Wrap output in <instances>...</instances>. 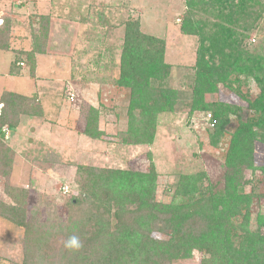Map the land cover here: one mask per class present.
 Wrapping results in <instances>:
<instances>
[{"label":"rangeland","instance_id":"obj_1","mask_svg":"<svg viewBox=\"0 0 264 264\" xmlns=\"http://www.w3.org/2000/svg\"><path fill=\"white\" fill-rule=\"evenodd\" d=\"M185 2L0 0V17L10 22L9 49L0 51V94L11 91L33 99V105L40 107V115L21 116L19 126L5 134V143L12 151L8 187L18 202L24 203L27 217L36 221L39 233L46 232L48 237V243L40 247L50 259L39 264L72 262L64 241L67 230L74 225H65L68 201L80 191L77 182L85 179L78 167L92 169L95 175L108 170L142 172L151 158L158 175L155 200L163 205L175 206L184 201L167 188L180 175L204 173L206 180H201L200 185L210 183L217 190L223 189L224 156L238 122L230 116L229 125L219 132L211 126L209 112H189L200 40L180 30ZM130 19L138 21L142 33L163 41V59L170 66L164 87L179 92L173 112L158 116L154 139L147 146L121 142L128 127L130 91L116 85V80L125 23ZM260 28L259 33H248L241 44V50L256 59L259 55L264 57V18ZM35 37L42 44L43 53H34L29 62L27 55L33 51ZM12 69L14 74H10ZM232 78L237 82L231 83L230 88L218 85L215 92L206 93L204 104L235 105L244 122L253 115L250 106L258 96L259 83L250 74ZM90 108L98 111V128L103 132L99 139L83 134ZM253 160L257 170L245 173L244 180L254 181L260 175L258 169L264 168L263 143H255ZM230 186L231 210L249 204L248 222L243 224L241 216L239 222L249 231H257V215H264V199L259 196L262 190H256L252 182L246 186L233 182ZM122 187L129 197L128 184ZM4 189L0 178V201L11 204ZM40 199L55 205L56 218L49 220L42 208L33 214ZM154 236L165 239L158 233ZM31 238L36 236L27 235L23 228L0 216V264H23L27 259L33 264L40 251L36 250L38 244L32 245ZM200 259L201 254L194 250L190 259L170 264H200Z\"/></svg>","mask_w":264,"mask_h":264},{"label":"trees","instance_id":"obj_2","mask_svg":"<svg viewBox=\"0 0 264 264\" xmlns=\"http://www.w3.org/2000/svg\"><path fill=\"white\" fill-rule=\"evenodd\" d=\"M185 7L180 30L200 40L190 87L189 112H209L208 120L219 132L229 125L230 116L238 122L224 156V187L217 190L210 183L200 185L201 180H206L204 173L180 175L167 188L184 201L175 206L163 205L155 200L158 175L150 156V163L142 172L108 170L95 175L92 169L78 167V173L85 175V179L77 182L80 191L68 201L65 226L74 225L72 230H67L70 232L67 239L79 236L82 247L65 248L72 258L68 264H170L190 259L194 250L201 254L200 264H264V215H257L260 228L249 231L239 222L240 216L243 224L248 222L249 204L231 210L229 202L233 182L237 186L254 183L256 190H262L259 196L264 199V168L258 169L260 175L254 181L244 180L245 173L257 170L253 160L255 143L264 144V57L259 55L256 59L252 53L241 50L247 34L261 30L264 2L186 0ZM9 23L2 18L0 51L9 49ZM34 39L33 51L27 55L29 62L34 53H43L42 44ZM163 54V41L142 33L137 20L125 23L116 80V85L130 91L123 144L150 145L158 116L172 113L178 103V90L164 87L170 66ZM12 70L10 74L15 73ZM238 74H250L259 83L258 96L250 106L253 115L244 122L241 110L235 105L204 104L206 93L215 92L218 85L230 88L231 83L237 82L231 77ZM33 103V99L11 91L0 94V178L4 180V193L12 201L11 204L0 201V216L23 228L27 235L36 236L31 241L33 246L38 244L36 250L40 252L36 253L33 264H39L50 259L40 247L48 243V237H45L46 232L39 233L36 221L27 217L26 206L18 202L13 189L9 188L12 151L5 143V134L19 126L21 116L40 115V107ZM97 115V109H89L83 130V134L92 139L103 135L98 128ZM127 184L131 191L129 197L122 187ZM40 208L49 220L57 217L54 204L42 203L40 199L33 214ZM155 233L165 239L155 238ZM23 264L31 263L27 259Z\"/></svg>","mask_w":264,"mask_h":264},{"label":"clouds","instance_id":"obj_3","mask_svg":"<svg viewBox=\"0 0 264 264\" xmlns=\"http://www.w3.org/2000/svg\"><path fill=\"white\" fill-rule=\"evenodd\" d=\"M64 247L69 250H78L82 247V242L77 235L69 236L66 241H64Z\"/></svg>","mask_w":264,"mask_h":264},{"label":"built area","instance_id":"obj_4","mask_svg":"<svg viewBox=\"0 0 264 264\" xmlns=\"http://www.w3.org/2000/svg\"><path fill=\"white\" fill-rule=\"evenodd\" d=\"M1 22H2V18L0 17V25H1ZM20 65L22 66V63H20ZM65 192H67V189H65Z\"/></svg>","mask_w":264,"mask_h":264}]
</instances>
